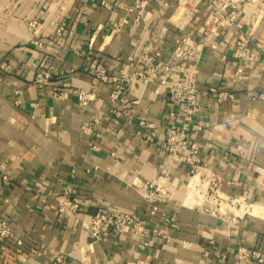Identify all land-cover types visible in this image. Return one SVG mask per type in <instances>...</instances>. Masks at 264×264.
<instances>
[{"label": "crops", "instance_id": "crops-1", "mask_svg": "<svg viewBox=\"0 0 264 264\" xmlns=\"http://www.w3.org/2000/svg\"><path fill=\"white\" fill-rule=\"evenodd\" d=\"M116 1L135 2L0 0V219L12 228L0 264H264V55L237 59L241 35L230 26L205 37L203 1L148 0L140 22L103 5ZM239 21L264 52V0L241 4ZM185 35L203 44L189 68L200 89L189 137L204 160L194 177L163 150L176 110L168 87L179 76L165 84L135 76L146 70L145 48L168 60ZM121 75L130 83L114 103ZM79 89L95 93L89 106ZM224 91L234 99L217 102ZM145 121L156 126L153 142ZM211 172L222 180L224 214L203 209L215 207L204 180ZM150 184L167 191L161 202L148 198ZM72 200L77 212L62 213ZM99 209L137 214L143 235L129 227L94 241L87 224ZM239 248L262 261H237Z\"/></svg>", "mask_w": 264, "mask_h": 264}, {"label": "built area", "instance_id": "built-area-1", "mask_svg": "<svg viewBox=\"0 0 264 264\" xmlns=\"http://www.w3.org/2000/svg\"><path fill=\"white\" fill-rule=\"evenodd\" d=\"M198 1L205 2L211 8V27L205 31V37L217 32L222 27L230 26L237 30L241 35L235 50V57L243 61L254 60L256 55L260 53L264 55L261 47L254 42L250 33L243 30L239 21L241 4L251 2L252 0H185L184 4H192ZM148 4V0H135L133 5H123L120 2L108 4L103 2L104 6H117L126 9L128 12L136 13V21L143 20V10ZM202 42L197 41L190 35H185L181 44L175 49L173 54L168 60H163L160 53L153 52L145 48L142 52L141 60L146 66V70L138 72L135 76L143 81H147L150 77L157 78L162 84L168 82L172 77L174 81L169 83V101L176 107V110L171 112V117L174 122L171 123L165 142L163 143V150L169 153L176 160L186 164L190 168L191 176L199 175L200 168L203 166L202 150L200 146L192 141L189 137V132L192 127L193 119L199 110L198 95L200 89L192 80L189 68L192 63L199 60ZM90 61V60H89ZM96 62V60H95ZM48 74L44 71L38 75V82H44ZM96 79L105 82L107 80V69L100 63L95 67ZM114 87L112 89L110 98L114 103H123L124 96L129 85V78L121 75L113 78ZM78 102L87 107L95 98V93L79 89L76 91ZM234 99V94L224 91L219 92L217 102L223 103ZM119 114L118 111H113ZM142 128L146 131L148 140L153 142L156 137V126L150 121L141 123ZM4 166H0V179L7 180L3 174ZM207 184V189L212 197L215 207L203 208L207 212L213 214H224L223 207L221 206L219 189L222 180L216 174L211 172L209 175L204 176ZM149 199L152 202H161L167 191L162 185L150 184ZM79 208V203L76 200L69 201L60 207V211L66 215H74ZM158 210V206H153L152 212ZM142 223L143 220L135 213L123 212L117 209L107 210L99 209L98 212L92 216L87 224L90 231V236L94 241L106 239L112 233L121 234L127 228L133 227L136 234L142 236ZM12 237V228L6 219H0V246L1 249L5 248L6 243ZM237 261L241 260H257L262 261V253L258 250L247 248H239L234 254ZM60 261L61 258H58ZM4 264H8L7 262Z\"/></svg>", "mask_w": 264, "mask_h": 264}]
</instances>
